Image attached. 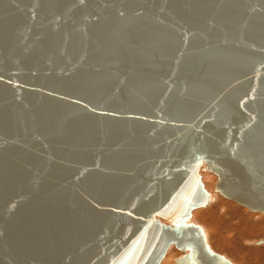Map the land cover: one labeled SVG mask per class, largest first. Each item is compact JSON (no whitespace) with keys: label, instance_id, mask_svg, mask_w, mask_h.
<instances>
[{"label":"water","instance_id":"95a60500","mask_svg":"<svg viewBox=\"0 0 264 264\" xmlns=\"http://www.w3.org/2000/svg\"><path fill=\"white\" fill-rule=\"evenodd\" d=\"M200 170L264 213V0H0V264H110L150 223L152 264H235Z\"/></svg>","mask_w":264,"mask_h":264},{"label":"rangeland","instance_id":"374dc122","mask_svg":"<svg viewBox=\"0 0 264 264\" xmlns=\"http://www.w3.org/2000/svg\"><path fill=\"white\" fill-rule=\"evenodd\" d=\"M199 174L200 177L203 178L202 181H210V183H214L216 179V176L208 171L200 170ZM217 201L218 199L212 207L208 206L204 209V206H200L195 208V210H198V213H203V210H208L209 227H212V229L205 228L203 222L195 223L201 225L203 228L211 248L214 251L225 255L235 264H254L257 261L258 264H264V243L258 245L252 243L259 238H262L264 241V213L249 211L245 209V207L226 197L223 199L221 198V202L219 199L218 204L216 205ZM221 207L225 208L226 212H224L223 220V216L219 211ZM212 208H214V213H212V210H209ZM194 214L196 216V213ZM211 220H213L212 225L210 224ZM161 221H165V219H161ZM228 226H230L232 232L230 231V236H228L227 239L225 233L221 232H225L224 230H226ZM211 236H213L214 241L210 238ZM228 240H231L234 243L232 242L230 244ZM174 248L175 247L171 245L167 250L168 253L166 251L163 255L164 258L169 256L167 264H177L173 261V258L179 254V251ZM241 260H244L245 262L242 261L240 263ZM158 264H160V261Z\"/></svg>","mask_w":264,"mask_h":264},{"label":"bare ground","instance_id":"6f19581e","mask_svg":"<svg viewBox=\"0 0 264 264\" xmlns=\"http://www.w3.org/2000/svg\"><path fill=\"white\" fill-rule=\"evenodd\" d=\"M200 180L203 183V185L205 186V188L208 191L212 192L213 197H214V200L209 205L204 206V209L207 208L208 206L212 207L215 204V201L217 199H218V201L220 199V202H221V198L223 199L224 196L219 194L218 192L213 191V182L210 183V181H202L203 180L202 177H200ZM195 187L196 186L194 184L193 179H189L187 181V183L183 186V188L180 189L179 192L177 193V197H175L176 200L173 203V206L175 207V205L181 204L185 200V198L188 197L191 194L192 191H194ZM218 201H217L216 205L218 204ZM209 210H212L213 211L212 213H214V208L209 209ZM136 211L142 212L143 208L141 206H138L136 208ZM219 211H220V213L223 216L224 212H225V208L221 207ZM194 213H196V216H195ZM226 215H228V214H226ZM223 218H224V216L222 217V220H223ZM160 219H164V218H160ZM191 220L194 221V222H198V223H202L203 222V225H204L205 228L212 229V227H209L208 210H203V213H198V210H195V208H194L193 210H191ZM162 222L168 223L166 219H165V221H162ZM212 222H213V220H211V222H210L211 225H212ZM106 224L108 226H111V227H113V226H119V227L123 226L125 228V230L120 232V235H119L120 237H123L125 234L129 235V233L131 232V229L136 227V223L133 222V221H129V222L125 223V224H122V223H106ZM224 231L225 232H221V233H225L226 238L228 239V236H230V231H231L230 226H228L227 229L224 230ZM109 232H113V231H108V233ZM166 236H167V233H165L161 228H159L158 226L150 223L149 225H146L144 228H142V230L140 232L134 233L131 237H129V238L133 237V239L128 243V245L124 249H122L114 257V259L112 260V262L110 264H152L154 259H155V257H156V255H157V253H158V251L160 250V243L163 240H165ZM210 238L214 241L213 236H211ZM127 241H129V240H127ZM228 242L231 244L233 241L228 240ZM252 243L258 245L260 243L261 244L264 243V241L262 240V238H259L256 241H253ZM170 247H171V245H169L166 248L165 252ZM150 249H151L150 254L148 256H146V253H148V251ZM167 253H168V251H167ZM162 258H164V257L162 256L159 259L160 264H167L168 261H169V256H167L163 260H161ZM159 261H158V263H159ZM242 261L245 262L244 260H241L240 263ZM254 264H258V261L255 262Z\"/></svg>","mask_w":264,"mask_h":264}]
</instances>
